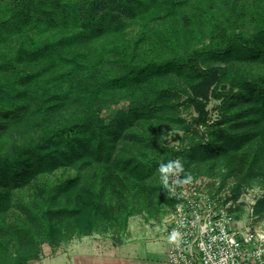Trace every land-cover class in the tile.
I'll use <instances>...</instances> for the list:
<instances>
[{
    "label": "trees",
    "instance_id": "16d2710c",
    "mask_svg": "<svg viewBox=\"0 0 264 264\" xmlns=\"http://www.w3.org/2000/svg\"><path fill=\"white\" fill-rule=\"evenodd\" d=\"M176 159L264 186V0H0V264L166 216Z\"/></svg>",
    "mask_w": 264,
    "mask_h": 264
},
{
    "label": "built area",
    "instance_id": "2783aa9c",
    "mask_svg": "<svg viewBox=\"0 0 264 264\" xmlns=\"http://www.w3.org/2000/svg\"><path fill=\"white\" fill-rule=\"evenodd\" d=\"M169 182L177 200L161 229L169 262L264 264V234L234 226L237 200L211 192L201 174L184 176L180 159L171 167Z\"/></svg>",
    "mask_w": 264,
    "mask_h": 264
},
{
    "label": "crops",
    "instance_id": "0c3cea01",
    "mask_svg": "<svg viewBox=\"0 0 264 264\" xmlns=\"http://www.w3.org/2000/svg\"><path fill=\"white\" fill-rule=\"evenodd\" d=\"M163 223L131 217L125 237L119 241L93 233L77 236L59 247L46 249V257L34 264H174L168 261V243L161 236ZM235 227L241 230L238 225ZM242 231V230H241ZM259 232V231H258ZM259 233L264 234L260 231Z\"/></svg>",
    "mask_w": 264,
    "mask_h": 264
},
{
    "label": "rangeland",
    "instance_id": "374dc122",
    "mask_svg": "<svg viewBox=\"0 0 264 264\" xmlns=\"http://www.w3.org/2000/svg\"><path fill=\"white\" fill-rule=\"evenodd\" d=\"M185 98V95H180L176 98L178 102H182ZM219 104V100L211 99L208 102V109L210 111V115L213 119H215L217 115V108L216 106ZM128 105V102L125 100L117 102L113 107L109 108L104 112L105 115H108V113L114 109H120V108H126ZM180 108L182 109V113L186 117H190L194 114H196L194 108L192 105L189 104V102H182L180 103ZM185 135L183 130H169V132L165 136V141L169 146L173 145H179L181 146L183 144V141L180 139V135ZM188 137L185 136V141H188ZM223 172L224 170L219 171V169L215 170L214 175H205L201 174V176H204L207 180V187L210 189L211 192L216 193V195L220 196V198H225V200H230V197H233L234 195V189L236 186V181L233 177H229L225 184L222 186L221 182L223 180ZM59 172H57L55 175H58ZM200 175V174H198ZM169 178V177H168ZM239 197L237 200V206L234 208L235 213V222L234 226L238 225V227L242 231H262L264 232V214H256L255 211V205L264 195V186L257 182H254L252 185H242L238 194ZM228 198V199H227ZM252 202H256L254 206L252 205ZM253 211H252V207ZM173 212V210L171 211ZM167 214L166 216H160V217H149L146 214H136L135 217H138L142 219L143 221L150 222L152 220L154 224L157 223H163L165 220H167L170 217V214ZM131 216V217H134ZM130 217V218H131ZM129 218V220H130ZM129 224V221H128ZM128 227V226H127ZM127 232V228H120V229H114L109 228L105 229L100 232H95L96 234L102 235L106 238H111L115 241H119L122 238L125 237V233ZM47 244L43 245L41 248V254L38 260H42L44 257H46V249H49V246L46 247Z\"/></svg>",
    "mask_w": 264,
    "mask_h": 264
}]
</instances>
